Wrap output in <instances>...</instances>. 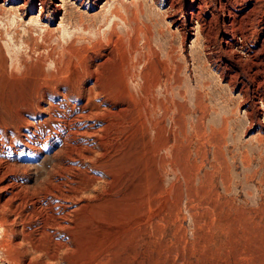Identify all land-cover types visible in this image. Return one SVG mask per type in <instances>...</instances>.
<instances>
[{
    "label": "rangeland",
    "instance_id": "1",
    "mask_svg": "<svg viewBox=\"0 0 264 264\" xmlns=\"http://www.w3.org/2000/svg\"><path fill=\"white\" fill-rule=\"evenodd\" d=\"M170 1L0 0V123L31 121L46 143L18 155L16 173L3 169L4 184L15 174L25 186L0 187V204H18L33 229L69 207L67 228L48 238L56 256L21 264H264L256 24L233 35L217 6L201 30L191 0ZM94 79L98 95L78 94ZM79 127L88 134L67 132ZM63 137L78 145L75 171L60 164ZM46 185L65 196L43 199Z\"/></svg>",
    "mask_w": 264,
    "mask_h": 264
},
{
    "label": "bare ground",
    "instance_id": "2",
    "mask_svg": "<svg viewBox=\"0 0 264 264\" xmlns=\"http://www.w3.org/2000/svg\"><path fill=\"white\" fill-rule=\"evenodd\" d=\"M173 1L174 0L170 1L169 5H171V7L174 5ZM53 3L55 4V6H59V3L57 2H53ZM217 6L220 9L227 10L228 21L225 22V20L223 19L222 26L224 27V29L230 28V27L235 28L233 35L240 33L243 36H247L248 33L246 34V32L250 31V30L246 31L249 29L248 27L245 28L247 24H250V25L256 24L255 26L253 25V28H255L258 32V36L256 37L257 40L255 39L256 40L255 42H257V44H253L255 47L249 48L247 55L248 57L253 58V62L255 65L254 73L260 75L264 70V0H217V2L215 3L212 2V0H191V11L189 12L190 19L192 20V18L195 17V19L197 18L198 20L201 18L199 22V28L203 30L205 23L206 24L209 23L211 19L209 20L205 18L202 13L203 12L210 13L213 16L215 15L214 11ZM242 6H245L244 9H242V11L237 13V11L240 10ZM260 12L262 13L260 15L261 16L260 18L253 17V14H256V13L258 14ZM251 32L253 33V31ZM230 42L231 41H226V44H231ZM39 62L40 64H42L41 59L39 60ZM98 86L99 85L97 81L94 79L93 83L88 87V89H86V91L85 89L84 91L81 90V92H79L78 94L82 93V95L85 97V95L94 92L93 95L96 96L101 92ZM70 91L73 92L72 90ZM68 94L69 92L64 93V95H68ZM93 95L88 97L89 99L88 101L93 103V106L95 105V107H98L97 105L99 104L92 102L93 100L91 98H93ZM84 108L86 109L87 107H84ZM91 114L95 115L96 112L89 111L88 113L87 111L86 112L83 111L79 113L78 115L76 114V117L79 116L82 118V116H85V117L88 115L91 116ZM3 123L4 122H2V124L0 123V144H2L0 146V163L1 165H3L2 170L0 169V187H5V186L10 185L12 187V190H10V192H13V190L16 189V187L19 184H20L19 186H25L24 178L20 177V180H19V178H16L18 176L14 174V177L10 178V181L8 179L7 183L4 184L6 180L4 179L3 181V176H5L4 175L5 173H3L4 172L3 169L7 168L8 170H11L12 172L15 171L16 173V168L18 167L17 161H16L17 156L20 154L31 155L33 153H37L46 146V143L44 140L45 137H42V135H36L35 131L31 128V121H25L23 123L24 127L22 129H17L13 127L10 122H9L10 124H5V123L3 124ZM68 131L69 133H73V134L76 133L79 135H85V134H88L89 132L88 130H81L80 127L79 129L69 128L67 132ZM61 145L62 147L66 149L68 148L70 149V151L68 150L69 151V154H68L69 163L62 164L63 162H60L62 168L75 171L80 162L78 145L73 144V142L70 143L69 140L67 141V139L65 138L62 139ZM58 181L64 182V180L62 179H59ZM55 184L59 185L56 182ZM46 186H45L44 194L41 196L43 197V199L49 200L51 198H55V196L57 199L58 198L61 199L62 197L65 196L64 192L63 193L62 191L55 192L54 191L55 189L52 190L53 189L52 187H51L52 189H49L50 187H48V185ZM67 196L71 197L70 199H72V201L74 202L75 197H76V192L74 190L70 191V193H68ZM11 197H14V195H11ZM38 197L39 199H41L40 196ZM38 202L40 203V208H44L43 207L44 204L48 203V201L47 203L46 202L44 203V201H38ZM2 204L3 206L0 204V207H4V208L8 207L10 210V214H7V215H5L6 213L5 214L0 213V258L2 261H5L6 264H21L19 261L20 258L28 259L29 261L30 257L32 256L31 253H36L37 256L41 259V261L43 258H46V257L49 258V257L56 256V251L53 250V247H54L52 243L53 241H51V239L49 241L48 238L54 237L57 234V230L62 231L64 228H67L68 219L66 216L69 213L67 212L68 211L67 209L69 207L63 204L61 209L58 210V214L56 213V215L54 212L45 210L46 213H44L45 212L44 211L43 212L44 216L42 214V217H41L42 218L41 227L33 229V227L32 228L28 227V224H29L28 222L31 221L29 220L30 215L26 213L25 210L24 211L22 209L18 210V207H17L18 204L17 205L14 204V202L10 201V199L6 200ZM2 210L3 209H1L0 211L3 212ZM16 224H19L21 228L18 229ZM16 232L17 233L20 232L21 235H16ZM58 238L59 237H57V239L54 240L55 241L54 244L56 246H57L56 243H59L61 246L65 245V241H62L63 239L61 238L58 239Z\"/></svg>",
    "mask_w": 264,
    "mask_h": 264
}]
</instances>
